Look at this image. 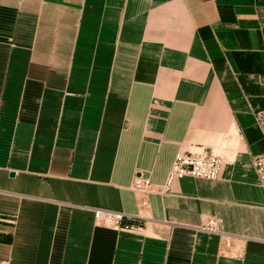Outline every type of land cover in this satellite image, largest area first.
<instances>
[{
    "label": "crops",
    "instance_id": "crops-1",
    "mask_svg": "<svg viewBox=\"0 0 264 264\" xmlns=\"http://www.w3.org/2000/svg\"><path fill=\"white\" fill-rule=\"evenodd\" d=\"M259 116L264 0H0V264H264ZM201 150L217 180L137 208Z\"/></svg>",
    "mask_w": 264,
    "mask_h": 264
},
{
    "label": "built area",
    "instance_id": "built-area-1",
    "mask_svg": "<svg viewBox=\"0 0 264 264\" xmlns=\"http://www.w3.org/2000/svg\"><path fill=\"white\" fill-rule=\"evenodd\" d=\"M260 123L264 124V118L259 116ZM224 164L223 157L213 151H179L175 154L174 161L166 176L165 182L160 185H154L149 178L137 176L131 184L133 193L140 196L137 202L138 209H144L148 206L146 197L149 194H158L164 196L168 194L172 185L184 178H194L202 180H217L221 174ZM253 165L256 173L257 183L264 192V155H259L253 159ZM94 218L97 225H102L115 230H128V226L123 225L124 220H133L138 217L130 216L120 212H114L105 209H94ZM199 231L208 233H217L214 221L200 228ZM230 246V243H227Z\"/></svg>",
    "mask_w": 264,
    "mask_h": 264
},
{
    "label": "rangeland",
    "instance_id": "rangeland-1",
    "mask_svg": "<svg viewBox=\"0 0 264 264\" xmlns=\"http://www.w3.org/2000/svg\"><path fill=\"white\" fill-rule=\"evenodd\" d=\"M221 156V154H219Z\"/></svg>",
    "mask_w": 264,
    "mask_h": 264
},
{
    "label": "bare ground",
    "instance_id": "bare-ground-1",
    "mask_svg": "<svg viewBox=\"0 0 264 264\" xmlns=\"http://www.w3.org/2000/svg\"><path fill=\"white\" fill-rule=\"evenodd\" d=\"M234 134V133H233Z\"/></svg>",
    "mask_w": 264,
    "mask_h": 264
}]
</instances>
